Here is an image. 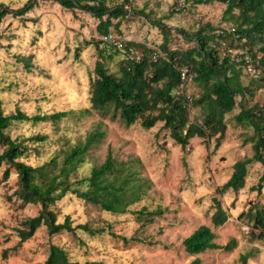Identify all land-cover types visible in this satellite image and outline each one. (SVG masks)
<instances>
[{"label": "rangeland", "instance_id": "1", "mask_svg": "<svg viewBox=\"0 0 264 264\" xmlns=\"http://www.w3.org/2000/svg\"><path fill=\"white\" fill-rule=\"evenodd\" d=\"M26 1L0 0L10 8H18ZM101 1L107 6L123 4L127 14L111 18L118 26L113 24L108 30L124 35L126 42L134 46L139 43L157 46L163 38L140 10L153 19H161L167 26L187 31L195 30L203 22L214 26L232 24L223 19L225 4L216 1L194 7L186 1L185 9H177L176 0ZM97 24L96 17L80 9L63 7L56 0H36L24 15L8 13L1 18L0 101L3 113L9 114L16 109L28 115L68 111L57 121H13L5 132L11 138H25L27 149L19 160L36 165L52 156L61 159L64 150L82 140L92 129L99 128L104 135L87 151L76 176H87L91 167L101 163L110 152L138 171L142 196L125 212L113 213L67 193L51 206L57 221L68 214L72 225L87 223L91 228L103 230L93 235L81 229L75 233L62 230L48 234L46 227L41 225L31 237L19 241L15 228L25 217L35 215L40 205L22 204L12 195L18 187V176L15 168L10 167L9 176L4 179L6 164L2 163L0 264L40 263L46 258L50 244L59 245L71 260L82 263L189 264L195 255L186 253L182 240L201 224L211 227L219 244L235 239L231 250L208 249L196 255L203 264H264V241L249 238L250 226L246 218L240 216L252 201L264 202V183L259 194L251 187L257 184L262 165L254 161L247 165L244 185L238 191L217 192L230 176L233 163L252 153L251 129L240 127L233 120L239 107L236 105L225 115L226 129L219 146L215 147L214 137L195 136L184 149L169 136L162 122L144 129L139 121L125 125L111 109H91L90 81L99 51L103 52L104 64L114 72H118L123 57L122 52L112 48L101 49L104 45L100 42ZM169 43L183 48L190 45L174 30ZM252 48L257 60L261 54L258 44ZM253 78L241 63V83L249 84L255 81ZM198 90L194 84L188 88L192 94H198ZM246 98L248 104L263 102L264 81H258V87L253 94H246ZM199 114L198 107L189 109L190 118ZM37 134L44 135L45 139L38 142L26 139ZM213 197L228 212L227 220L220 226L211 223ZM243 254H246L244 263L239 257Z\"/></svg>", "mask_w": 264, "mask_h": 264}, {"label": "trees", "instance_id": "2", "mask_svg": "<svg viewBox=\"0 0 264 264\" xmlns=\"http://www.w3.org/2000/svg\"><path fill=\"white\" fill-rule=\"evenodd\" d=\"M36 0H27L18 8H10L0 2V20L8 13L22 16L29 11ZM68 9H80L98 19L97 28L101 37L106 34L109 26L114 23L111 18L125 16L127 10L123 4L107 6L101 0H56ZM191 5L221 2L225 4L223 19L230 20L239 35V48L246 50L254 58L256 55L252 46L258 44L260 56L257 59L260 73L249 84H242L239 75L241 63L240 54L231 55L218 44L221 37L217 28L210 22H203L195 30L167 26L161 19H153L150 14H143L153 26L162 33V41L157 46L146 43L134 46L141 57L134 61L126 50L116 49L104 45L101 49L112 48L123 53L118 72L111 71L104 64L103 52L95 60L90 81V106L95 110H112L114 116L125 125H132L139 121L144 129L153 127L156 122H162V127L168 130L169 136L182 149L195 136L215 139V147L219 146L226 129L225 115L237 105L234 122L243 128H250L251 155L236 160L232 165V172L228 179L218 188L219 194L231 189L238 191L243 187L247 174V165L258 162L263 171L256 185L251 186L257 194L261 192L264 183V101L247 103L246 94H253L258 87V81H264V0H186ZM128 0H125V3ZM105 17V18H103ZM118 26L117 22L114 24ZM174 30L185 43L183 48L179 44L170 46L171 31ZM231 43L230 35H223ZM152 48L158 50L160 56L156 61L150 58ZM109 58L111 55L109 54ZM24 61L25 58H24ZM241 62V63H240ZM190 65L195 72L194 85L198 87V94L188 104L183 97H177L174 89L178 83V66ZM26 65V62H25ZM29 66V64L27 65ZM245 69V68H244ZM257 80V81H256ZM257 82V83H255ZM256 84V85H254ZM239 97V99H237ZM198 107L199 116L189 117V109ZM84 111H87L85 109ZM68 111H56L45 114L28 115L16 109L4 114L0 101V165L3 178L9 176V168L14 167L18 176V187L12 195L22 204L38 203L40 208L33 216L25 217L16 227L19 241L31 237L35 230L44 225L48 234L65 230L75 233L81 229L89 234L100 233L103 229L91 228L87 223L72 225V219L66 214L62 221H57L56 212L51 208L67 193L113 213H123L127 207L141 198L143 190L138 171L129 162L119 160L108 152L104 160L91 167L87 176L77 177V169L85 160L87 151L103 137V131L94 128L82 140L62 152V158L52 156L47 161L32 165L19 160L26 151L25 138H11L5 130L13 121H57ZM26 139L43 141L44 135H34ZM214 211L211 214L213 226L222 225L228 218V212L220 201L212 198ZM143 211V210H142ZM148 213V212H147ZM152 212L151 214H153ZM250 226L247 234L251 240L264 241V202L252 201L240 213ZM184 250L189 255H195L189 264H203L198 255L208 249L231 250L235 246V239L225 244L216 242V233L206 224L196 227L183 240ZM5 255V251H3ZM244 263L246 254L239 256ZM37 264H97L95 261L79 262L71 260L66 250L57 244H50L46 258Z\"/></svg>", "mask_w": 264, "mask_h": 264}, {"label": "built area", "instance_id": "3", "mask_svg": "<svg viewBox=\"0 0 264 264\" xmlns=\"http://www.w3.org/2000/svg\"><path fill=\"white\" fill-rule=\"evenodd\" d=\"M176 1L177 9H185L186 0ZM194 6L196 5L192 4V7ZM216 28L217 33L221 35V37L217 39L218 44L222 46L226 50V52L231 55L240 54V58L245 65V71L251 76L257 77L260 73L259 63L251 56L250 53H248L246 50L239 48V35L236 32L235 27L231 25H219L216 26ZM223 35H230L231 43L222 38ZM101 40L103 45L112 46L116 49L126 50V47H128V56L136 62L140 60V51L133 46H127V39L124 35L118 34L115 31L110 30L106 34L102 35ZM159 56L160 54L158 50L152 48V52H150L151 60L156 61ZM195 75L196 74L190 65L181 64L180 66H178V83L174 89V94L177 97H183L188 104H190L193 99V94L188 91V88L193 83Z\"/></svg>", "mask_w": 264, "mask_h": 264}]
</instances>
